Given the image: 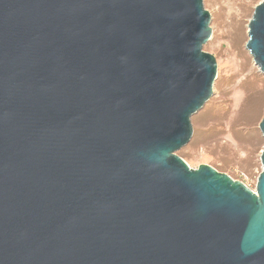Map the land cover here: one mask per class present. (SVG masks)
<instances>
[{"label": "water", "instance_id": "1", "mask_svg": "<svg viewBox=\"0 0 264 264\" xmlns=\"http://www.w3.org/2000/svg\"><path fill=\"white\" fill-rule=\"evenodd\" d=\"M209 20L202 0H0V264H264V148L254 190L176 154L212 95ZM247 34L264 73V0Z\"/></svg>", "mask_w": 264, "mask_h": 264}, {"label": "rangeland", "instance_id": "2", "mask_svg": "<svg viewBox=\"0 0 264 264\" xmlns=\"http://www.w3.org/2000/svg\"><path fill=\"white\" fill-rule=\"evenodd\" d=\"M262 0H202L211 35L203 45L216 61L212 95L190 117L192 135L179 155L191 168L208 164L255 189L262 171L264 73L246 48L248 22Z\"/></svg>", "mask_w": 264, "mask_h": 264}]
</instances>
